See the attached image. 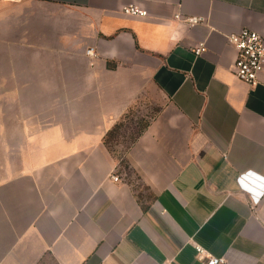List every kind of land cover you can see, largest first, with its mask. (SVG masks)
Here are the masks:
<instances>
[{
  "label": "crops",
  "instance_id": "0c3cea01",
  "mask_svg": "<svg viewBox=\"0 0 264 264\" xmlns=\"http://www.w3.org/2000/svg\"><path fill=\"white\" fill-rule=\"evenodd\" d=\"M243 27L264 36V0H0V264H206L195 244L264 264V193L238 181L264 177ZM137 104L149 120L108 141Z\"/></svg>",
  "mask_w": 264,
  "mask_h": 264
},
{
  "label": "built area",
  "instance_id": "2783aa9c",
  "mask_svg": "<svg viewBox=\"0 0 264 264\" xmlns=\"http://www.w3.org/2000/svg\"><path fill=\"white\" fill-rule=\"evenodd\" d=\"M11 2H19L21 0H5ZM121 11L130 16L145 17L148 15V9L136 2H131L121 6ZM176 19H182L190 26L199 24L204 21L202 16H183L181 13L175 14ZM229 43L236 49L237 55L234 62L233 71L235 75L242 81L255 86L259 83V73L264 67V36L257 30L243 27L237 32L227 36ZM207 49L206 44L201 43L192 48L196 55H200ZM88 53L94 54L93 48L88 50ZM114 180H118V176H113ZM246 179L260 186L257 188L248 183ZM238 181L243 191L249 193L255 203H258L264 193V177L251 176L248 172H243L239 175ZM197 256L206 264H224V257L211 255L200 244H195Z\"/></svg>",
  "mask_w": 264,
  "mask_h": 264
},
{
  "label": "rangeland",
  "instance_id": "374dc122",
  "mask_svg": "<svg viewBox=\"0 0 264 264\" xmlns=\"http://www.w3.org/2000/svg\"><path fill=\"white\" fill-rule=\"evenodd\" d=\"M150 113H153L152 105H135L110 132L107 140L112 143H119V145H128L134 139L138 128L142 127L149 120L148 115ZM144 115L145 117H143Z\"/></svg>",
  "mask_w": 264,
  "mask_h": 264
}]
</instances>
